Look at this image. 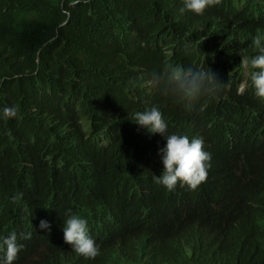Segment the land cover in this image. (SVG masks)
Returning <instances> with one entry per match:
<instances>
[{"label": "trees", "instance_id": "1", "mask_svg": "<svg viewBox=\"0 0 264 264\" xmlns=\"http://www.w3.org/2000/svg\"><path fill=\"white\" fill-rule=\"evenodd\" d=\"M181 6L182 0H0V110H17L13 118L0 116V235L31 232L19 239L24 246L61 245L59 228L71 209L89 233L106 240L152 213L141 195L153 186L155 195L166 193L153 178L160 167L153 152L141 164L116 159L94 168L93 155L75 154L72 146L84 143L83 130L94 131L95 144L111 140L132 128L133 113L146 106L170 109L164 116L170 127L180 102L148 79L164 64L207 67L221 83L215 98L192 102L206 114L208 140H264V100L254 96L251 81L237 92L250 80L241 57L255 55L252 40L264 33V0H220L203 15ZM239 105L242 119L232 110ZM108 152L117 156L112 146ZM209 173L210 194L221 196L219 173ZM175 193L185 201L196 192ZM41 219L50 230L38 226ZM157 236L186 262L202 239L199 223L181 239Z\"/></svg>", "mask_w": 264, "mask_h": 264}, {"label": "clouds", "instance_id": "2", "mask_svg": "<svg viewBox=\"0 0 264 264\" xmlns=\"http://www.w3.org/2000/svg\"><path fill=\"white\" fill-rule=\"evenodd\" d=\"M219 3L220 0H182L180 11L203 15ZM252 44L255 55H244L240 60L250 80L240 82L237 92L244 94L251 81L254 96L264 100V33L256 35ZM148 79L161 95L180 102L170 127L164 118L170 109L146 106L133 113L132 128L123 127L111 140L99 144L90 140L94 131L83 130L80 138L84 143L74 144L72 149L75 154H92L94 168L109 166L116 159L141 164L147 153L153 152L160 165L153 178L166 193L155 195L153 186L141 195L143 206L152 213L103 240L96 230L89 233L85 218L66 209L59 228L63 233L61 245L30 242L24 246L19 239H30L31 232L21 233L19 238L14 231L0 235V264H264V140L233 139L231 145L228 139L206 138V114L192 102L201 97L215 98L220 92L221 83L207 67L164 64L149 72ZM232 110L243 118L241 105ZM16 114L14 106L0 110L3 118ZM183 123L194 126L199 137H193ZM147 136L163 146L155 149ZM111 146L117 153L115 157L108 152ZM236 147L241 149L236 151ZM59 166L68 167V163L61 162ZM209 171L221 177V196L209 192ZM178 189L196 193L182 201L175 193ZM195 223H199L202 239L191 262L157 236L162 233L181 239ZM38 226L50 230L46 220L41 219ZM30 246L33 247L28 249Z\"/></svg>", "mask_w": 264, "mask_h": 264}, {"label": "bare ground", "instance_id": "3", "mask_svg": "<svg viewBox=\"0 0 264 264\" xmlns=\"http://www.w3.org/2000/svg\"><path fill=\"white\" fill-rule=\"evenodd\" d=\"M233 119V118H232ZM189 126V125H188ZM190 129H191V127H190ZM193 129H191V131H192ZM240 131V130H239ZM194 133V132H193ZM195 134V133H194ZM245 134V133H244ZM249 136V135H248ZM254 136V135H253ZM196 137H198V136H196ZM253 139V138H252ZM254 140V139H253ZM152 174V173H151ZM132 182V181H131ZM134 182V181H133ZM130 183V182H129ZM121 190V189H120ZM118 191V190H117ZM120 192V191H119ZM123 193V192H122ZM110 197V196H109ZM128 210V209H127ZM108 211V210H107ZM131 214V213H130ZM134 215V214H133ZM104 216V215H103ZM211 237L213 238V234L211 235ZM217 251H219L218 249H217ZM217 253H219V252H217Z\"/></svg>", "mask_w": 264, "mask_h": 264}]
</instances>
